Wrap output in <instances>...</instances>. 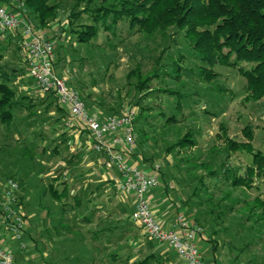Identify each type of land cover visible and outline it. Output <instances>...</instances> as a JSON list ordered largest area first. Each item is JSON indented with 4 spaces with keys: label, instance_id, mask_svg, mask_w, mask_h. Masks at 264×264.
<instances>
[{
    "label": "rangeland",
    "instance_id": "rangeland-1",
    "mask_svg": "<svg viewBox=\"0 0 264 264\" xmlns=\"http://www.w3.org/2000/svg\"><path fill=\"white\" fill-rule=\"evenodd\" d=\"M76 1L55 0L58 7L55 16L45 26H37L35 18L28 15L36 29L45 31L55 40L56 71L85 96L92 112L114 115L133 108L136 117L141 112L146 116L145 124L134 123L135 138H140L144 146V153L139 156H153L159 172L166 175L165 183L159 176L160 184L156 190L164 191L167 198L165 206L175 204L173 212L177 210L176 215L191 218L195 212L199 214V211L206 209L207 212V209L214 208L212 218L206 221L209 223L216 214H221L222 221L218 222V227L226 230L219 236L216 257L219 264H264V222L250 220L242 228L235 226L244 219L242 204L239 201L232 204L233 200L222 198L226 193L232 199L264 195V176H254L251 188L233 187L231 173L237 171L243 174L252 157L246 151L226 149L224 142L217 137L221 124L229 138L245 142L244 128L247 127L252 135V148L264 153V96L250 99L246 80L239 71L219 63L212 67L217 73L213 81H204L194 71L183 76V84L176 82L168 74L171 71L169 54L176 50L184 52L186 47L183 34L174 28L146 35L129 31L127 24H120L122 35L119 38L107 36L106 31L100 30L89 43H79L74 32L67 29L68 16ZM17 2L0 0V4L14 5V9ZM83 7L85 4L81 2L74 10L79 11ZM86 21L85 14H82V19H78L73 27L80 28L79 23ZM18 39L15 31L0 36V78L9 82L21 103L10 124L0 121V179L12 178L19 182L16 195L17 204L25 216V244L31 246L28 234L37 231V228L36 234L41 233L39 227L46 226L42 236L51 237L56 247L66 248L63 250L65 253L60 252L63 258L56 260L58 264H127V254H135L134 242L148 239L130 216L132 202L128 195H121L116 188L112 189L109 193L112 197L106 199L107 207L99 215L104 219L106 215L112 217L110 221L116 223L114 233L107 239L94 240L90 232L92 229L83 222L82 227L79 220H75L74 210L70 209L69 214L62 215L59 202L47 190L50 184L61 188L60 175L65 172L69 161L74 162L76 148L71 150L74 144L64 138L66 133L62 132L65 129L63 118L67 115L56 122L61 115L55 109L57 99L52 93L41 95L29 75ZM186 56L185 65L192 66L193 58L187 52ZM240 65L249 66L244 62ZM154 72L159 73L155 78L152 75ZM136 75L149 79L148 86L151 88L138 89ZM218 87L224 89L219 90ZM157 89L180 91L183 94L181 109L175 108L177 95ZM172 114L181 120L168 125L164 115ZM57 125L60 128H55ZM188 129L195 131L193 139L196 144L184 149L175 144L172 150L166 152L167 147ZM137 130L145 131L146 135L140 136ZM96 153L90 151V155ZM102 170L118 175L114 169ZM212 170L217 171L214 177L209 176ZM199 176L207 177V185L195 190L199 185ZM224 177L228 178L227 181ZM194 191H197V198L191 196ZM196 201L200 202L199 206ZM231 205L233 208L230 209ZM156 215L160 218L163 213L157 212ZM42 218L45 225L41 222ZM60 219L71 224L70 231L61 229L62 226L58 225ZM199 219L203 227L206 222ZM250 225H253L252 230ZM236 227L241 228L240 231ZM203 243L206 244L200 243L199 249L204 246ZM113 254H116L115 258ZM203 258L209 261L207 255Z\"/></svg>",
    "mask_w": 264,
    "mask_h": 264
},
{
    "label": "trees",
    "instance_id": "trees-1",
    "mask_svg": "<svg viewBox=\"0 0 264 264\" xmlns=\"http://www.w3.org/2000/svg\"><path fill=\"white\" fill-rule=\"evenodd\" d=\"M19 1L24 3L28 15H32L35 18L37 26L39 27L47 25L49 20L55 16V12L58 8L55 0ZM81 2H84L85 7L79 11H75L74 8ZM4 5L6 4L4 3ZM6 6L9 9L14 8V5ZM82 14H85L87 21L79 23L80 28H74L73 24L78 19H82ZM120 24H127V29L129 31H134L139 34L153 35L157 31L164 32L168 28H174L176 32H181L183 34L186 51L184 50V52H182L176 50L175 53H170L168 58L169 62H171V71L168 74L171 75L176 82L183 84V76L191 74L194 71H197L199 78L204 81H213L217 77V73L212 67L216 63H219L234 67L239 71L246 80V89L250 99L257 100L264 96V0H77L69 13L67 29L70 28L69 31L74 32L76 41L81 44H87L97 36L100 30L106 31L107 36L119 38V36L122 35ZM76 25L78 26L77 23ZM15 32L18 34L17 30ZM186 52L193 58L194 64L192 66L185 65V60L188 58ZM241 62L249 66L240 65ZM158 74L159 73L154 72L152 74L153 78ZM148 84L149 79L144 80L140 77L137 78L136 87L138 89L144 90L151 88ZM218 88L219 90L224 89L222 87ZM157 91H162L169 95H177L175 108L177 110L181 109V98L183 94L180 91L174 89H157ZM15 94L16 91L7 81L0 79V121L2 123L10 124L15 118V111L21 104L20 101L16 99ZM80 95L86 103L85 96L81 93ZM89 108L90 106L88 109ZM55 109H57V112L61 113L60 117L57 118V123L62 116L64 117L67 115L66 118H63L64 125L69 118L68 110L59 105L58 102L55 103ZM89 110L92 112L91 109ZM65 111H67L66 114H63ZM164 117L168 125L178 123L181 120L175 114L164 115ZM135 118L134 123L139 121L145 124L147 122L145 119L146 116L143 115L142 112ZM55 128H60V125H57ZM220 130V133H217V137L224 142L226 149L230 151H246L252 157L251 163L246 166L243 174H239L237 171L231 173V185L235 188H251L254 176H264V153L252 148L250 144L252 135L249 128H244V133L247 137V141L245 142H238L229 138L226 134L225 127L221 124ZM137 131L142 137L146 135V132L143 130ZM194 133L195 131L188 129L174 144L167 147L166 152L172 150L175 144L180 149H184L188 146L191 147L196 144L195 139H193ZM135 141L136 149L133 158L135 155L144 153L142 151L144 147L142 140L140 138L136 140L135 138ZM76 157L77 152H75V158ZM141 159L143 163H148L150 165V169L153 168L155 164L153 156H145ZM69 162L68 166L65 167L64 176L73 175L76 171L75 162ZM63 175L61 174L59 178L61 188L50 184L47 188L48 192L59 202L62 215L69 214L70 209H72L75 213V220L78 215L82 214L84 222L88 221L90 214L88 211V197L85 196L86 200L84 201L82 194H72L71 185L68 181L62 180ZM159 175L165 183L167 180L166 175L160 172ZM216 175L217 171H210L209 176L214 177ZM226 177H224V179L227 181L228 178ZM206 178L205 176H199V185L195 190L202 187L204 188L207 185ZM191 196L192 198H197V191L191 193ZM222 198L228 201L233 200L232 204L238 201L242 204L244 219L241 222L239 221L235 226L239 225V227L241 226L242 228V226L250 222V220H253L255 223L264 222L263 194H257L251 199L243 197H235L232 199L229 193H226ZM206 201L208 202L209 199ZM71 203H73V206H69ZM196 203L197 206H199L200 202L196 201ZM43 207V205L42 207L40 206L41 211ZM194 208H196V206H194ZM229 208H233V205L229 206ZM207 210V212H205L206 209L205 211H199V214L195 212L189 219L202 225L199 222V218L206 222L210 220V217L212 218L215 213L214 208ZM131 212L132 210L130 209V213ZM45 215L50 216L49 213H45ZM22 216L25 223V216L23 214ZM43 218L41 222L44 224ZM63 221V219H60L58 225L62 226L61 229L70 231L71 224ZM220 221H222L221 214H216L211 222H206L203 226V229L206 227V230L204 229V234L198 236H201V238L205 239V241L211 245L215 260H217L218 243L221 239L219 236L226 230L218 227ZM251 226L253 225H250V230L253 228H251ZM241 228L236 227L235 229L240 231ZM26 249L27 247L22 250L25 251ZM114 255L116 254H113L115 258ZM255 262L257 263V260ZM50 264L58 263L51 261ZM76 264L78 263L76 262ZM131 264L150 263L147 259H144L141 262H132Z\"/></svg>",
    "mask_w": 264,
    "mask_h": 264
},
{
    "label": "built area",
    "instance_id": "built-area-1",
    "mask_svg": "<svg viewBox=\"0 0 264 264\" xmlns=\"http://www.w3.org/2000/svg\"><path fill=\"white\" fill-rule=\"evenodd\" d=\"M15 8L9 9L0 4V36L18 31V44L29 75L42 93H53L59 105L68 110L69 118L65 125L72 127L77 122L85 129L89 134L90 148L103 157V166L118 173L119 193L132 197V220L142 228L148 239L167 243L185 264H204L198 246V236L204 234L203 227L182 214H177L173 226L164 227L147 197L149 190L160 184L159 166L154 164L151 172H145L133 160L136 149L135 109L114 115L91 112L78 89L56 71L55 40L45 31L36 29L22 1L18 0ZM18 188L16 180L0 179V210L12 238L21 249H25L24 221L17 204ZM14 262L11 250L0 244V264Z\"/></svg>",
    "mask_w": 264,
    "mask_h": 264
},
{
    "label": "crops",
    "instance_id": "crops-1",
    "mask_svg": "<svg viewBox=\"0 0 264 264\" xmlns=\"http://www.w3.org/2000/svg\"><path fill=\"white\" fill-rule=\"evenodd\" d=\"M7 83L9 84V82ZM26 90L30 91L29 89ZM28 93L30 94V92ZM39 94H41V92ZM43 94L44 93L41 95ZM64 127L65 129L62 131L66 133L64 138L67 137L69 141L73 142L74 146H71V150L76 148L77 157L74 160L76 171L74 170V174L70 176L63 175L62 180L68 181V183L71 185L72 194H82L84 201L86 200L85 196H87L89 200L88 211L90 214L88 221L84 222L82 219V214H80L77 216V220H79L78 223H86V226L92 229L89 231L93 234L94 240H100V238L107 239L113 235V228L116 223L110 221L112 217L109 215H106V219H104L99 214L100 211L104 212L103 210L105 207H107L106 199H111L112 196L109 195V193L112 191V189L116 188V190L119 192L116 181L117 175H111L110 172L102 170V168L105 167L103 166V157L101 155L98 153H96V155H90V151L94 150H92V148L89 146L90 138L85 129L81 128L77 122H74L72 127H67L65 124ZM134 161L139 164L143 171L151 172L150 165L148 163H143V160L139 155H135ZM157 188L158 187L149 190L147 197L149 198L155 212L163 213V215L159 218L162 225L164 227H171L173 226L174 220L177 216V210L176 212H173V208L176 206L174 207L175 204L165 206V203L167 202L165 193L164 191L156 190ZM129 197L131 198L132 202V197ZM83 224L81 223V226ZM39 229H41L42 233L46 229V226H42V228L39 227ZM36 230L38 231V228ZM37 231H34L32 234H28V240L30 241L31 246L28 245L25 251L22 250L19 246V243L12 238L8 223L4 221L0 211V244L11 250L15 259L14 264H50L51 261L57 263L58 261L56 260L63 258V254L60 252L65 253L63 250L66 248L64 249V246L56 247L54 242L52 243L51 237L48 236L45 238V236H42L40 232L36 234ZM46 242L49 246L46 245ZM202 242H206L205 239L201 238V236L198 237V245ZM134 243L136 244V247L134 248L135 254H127V264H131L132 262H141L144 259H147L150 264H185V261L180 256H178L168 244L164 246L165 242H158L156 244L155 241L147 239L146 241L136 240ZM40 244H42V246H39ZM199 250L204 264H219L218 261L214 259L211 245L208 242H206V244ZM52 253L53 255L57 254V256L54 257ZM203 255H207L209 258L208 262L204 260Z\"/></svg>",
    "mask_w": 264,
    "mask_h": 264
}]
</instances>
